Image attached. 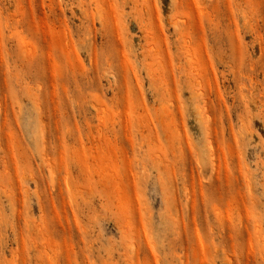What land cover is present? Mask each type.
Returning <instances> with one entry per match:
<instances>
[{
  "label": "rangeland",
  "instance_id": "1",
  "mask_svg": "<svg viewBox=\"0 0 264 264\" xmlns=\"http://www.w3.org/2000/svg\"><path fill=\"white\" fill-rule=\"evenodd\" d=\"M0 264H264V0H0Z\"/></svg>",
  "mask_w": 264,
  "mask_h": 264
},
{
  "label": "bare ground",
  "instance_id": "2",
  "mask_svg": "<svg viewBox=\"0 0 264 264\" xmlns=\"http://www.w3.org/2000/svg\"><path fill=\"white\" fill-rule=\"evenodd\" d=\"M52 170V169H51ZM51 170H50V172H51ZM54 173V172H53ZM52 172H51V174H53ZM54 176V174L52 175V177Z\"/></svg>",
  "mask_w": 264,
  "mask_h": 264
}]
</instances>
